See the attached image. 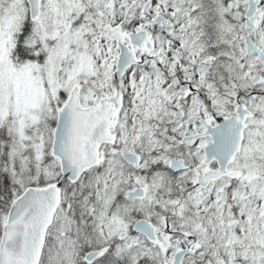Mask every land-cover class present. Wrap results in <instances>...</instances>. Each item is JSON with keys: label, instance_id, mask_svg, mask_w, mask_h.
I'll use <instances>...</instances> for the list:
<instances>
[{"label": "snow or ice", "instance_id": "obj_1", "mask_svg": "<svg viewBox=\"0 0 264 264\" xmlns=\"http://www.w3.org/2000/svg\"><path fill=\"white\" fill-rule=\"evenodd\" d=\"M0 264H264V0H0Z\"/></svg>", "mask_w": 264, "mask_h": 264}]
</instances>
